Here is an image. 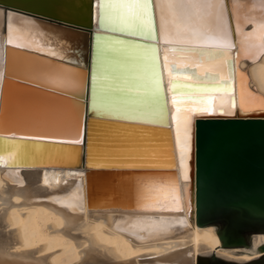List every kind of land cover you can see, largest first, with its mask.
I'll list each match as a JSON object with an SVG mask.
<instances>
[{"label":"bare ground","instance_id":"6f19581e","mask_svg":"<svg viewBox=\"0 0 264 264\" xmlns=\"http://www.w3.org/2000/svg\"><path fill=\"white\" fill-rule=\"evenodd\" d=\"M92 1L95 17L96 0ZM75 2L82 6L81 0ZM224 7L225 26L234 45L230 49L204 47L187 54L171 51L184 45L165 43L163 37L167 35L171 40L177 39L176 23L180 21L174 20L166 5L158 7L156 0H153L151 14L153 37L128 38L131 35L119 36L115 33L116 36L107 35L110 38L97 41L103 51L112 53L114 68L121 72H113L119 76H103L98 84L103 87L98 90L104 91V88L107 93L103 95L111 98L109 92L112 89L108 87L116 85L113 83H124L123 88L134 90L141 88L134 85L137 83L154 86L151 80L155 79L158 96L153 89L137 90V95L139 92V98L144 99L143 95H147L148 100H153L148 105H159L158 97L163 91L166 113L160 105L159 108L145 107L148 112L141 113L138 107L108 104L111 101L108 99H95L91 113L104 118L142 124L158 123L161 127L166 125L168 138H162L166 131L163 128L121 123L126 126L120 127L117 122L96 120L102 123L97 124L99 127H108L104 129L106 139L98 140L114 139L123 143L110 145L104 142L92 147L95 153L91 155L101 157L88 160V165L93 166L90 173L94 195L88 204L83 196V169L79 159L75 163L76 150L69 145L74 144L71 141H79L75 144L80 149L83 107L82 101L76 97L78 74L74 70L10 51L7 62L13 76L42 84H48L52 77L59 86L57 89L64 90L66 94L6 79L1 100L0 134L66 144L48 143L62 145L60 150L56 147L42 148L43 165L21 164L17 160L29 154L36 155V145L47 143L9 138L0 145V264H194L197 255L211 252L239 262L263 253L259 247L264 245V234L252 235L248 245L237 250L216 248L218 241L214 227L195 225L192 214L188 216L187 213L194 119L229 117L234 112L237 117L264 114V54L258 49L259 32L241 45V41L245 40L242 33L252 30L249 21L256 24L264 22V6L259 0H224ZM109 9L106 21L109 24L118 22L126 13L119 7L112 9L109 6ZM162 14L167 21L164 32L161 30ZM4 26L7 41L11 39L15 43L32 44V36H38L43 42L46 37L54 43L58 42L53 52L55 55L76 58L75 52L70 53L75 49L69 51L74 47L64 42L75 40L78 32L11 12L6 13L5 19L0 13V32ZM193 26L199 27V23L194 22ZM91 30L99 31L94 23ZM201 32L203 35L212 34L211 29H202ZM41 49L47 48L43 46ZM185 75L190 77L185 80L187 82L183 81ZM209 77H215V84H196L198 81L214 82ZM170 84L184 87L170 88ZM126 88L123 90L129 98L124 95L125 99L119 97L120 100L133 99L134 94L127 92ZM225 88L230 91L225 92ZM198 94L203 96L181 97L185 104L182 111L176 112L173 96ZM209 95L215 99L208 112L194 114L188 111L192 107H202ZM230 95L232 98H229ZM140 113L147 116L138 117ZM174 115L177 120L173 119ZM185 120L189 121L187 126ZM177 121L180 145L177 144ZM163 140L167 144L162 143ZM60 156L62 162L72 159L77 166L55 165ZM120 156L127 158H113ZM104 162L123 164H117L119 169L101 171L99 167ZM100 172H106L104 178H99ZM110 181L112 184L108 185ZM103 184L107 185L108 191L103 192ZM110 189L111 192L115 190L116 202L113 205L109 203L113 196Z\"/></svg>","mask_w":264,"mask_h":264},{"label":"water","instance_id":"95a60500","mask_svg":"<svg viewBox=\"0 0 264 264\" xmlns=\"http://www.w3.org/2000/svg\"><path fill=\"white\" fill-rule=\"evenodd\" d=\"M81 1L82 6L75 1L70 5H64L54 0H0V13L4 16V19L6 13L11 12L43 20L47 23L78 32L75 40L71 39L69 42H64L72 46V48L74 47L73 49H69V51L75 49L70 52H75L76 58L73 59L65 55L50 54L54 52V48L58 42L54 43V40L47 39L46 37L43 42L40 41L38 36L34 35L30 40L32 44H25L20 41L16 43L12 42L9 45L6 39L5 26L3 27V30L0 32V111L3 85L6 79L16 80L21 84L30 83L36 88L60 95L62 93L66 94L64 90L57 89L59 86L52 77L49 78L48 84H42L13 76L7 62V56L10 51H17L26 57L41 59L70 71L74 70L78 74L77 81L79 85L77 84L76 97L82 101L83 107L80 128V149H78V145L75 143L68 144L76 150L75 163L79 159L80 166L83 169L81 176L83 196L85 203L88 204L89 199L94 196L92 194V174L90 173L93 166L88 165V160L90 158L101 157L91 155L95 153L92 151V147H94V144L104 142L110 145L113 143H123L122 141L116 142L114 139L113 141L98 140L106 139L105 134L107 132L104 129H108V127H104V129L103 127H99L97 124L102 123L96 120L117 122L120 127L126 126L121 124H138L163 128L166 130L162 136L164 139L168 138V135L165 134L168 132V128L166 125L161 127L158 123L142 124L118 118H104L91 113L92 102L95 99L101 101L108 99V96L103 95L107 93V90L104 88L102 89L104 91L98 90L100 87H103L98 84L101 83V80L105 76H119V74H113V72L121 73L116 71L117 67L114 68L116 65L112 62V53H108L106 50L103 51L102 47L97 45V41L101 38H110L108 36L115 33H119V36L131 35L128 38H147V36H137L129 32L113 30L112 27L102 26L98 0H96L95 5V17H93V1ZM93 23L99 31L91 30ZM97 34H102L103 36H96ZM17 45H24V47H18ZM43 46L48 50H38ZM101 56L105 58L100 59ZM100 60L103 62L100 63ZM110 68H114L115 70H111ZM196 84H215V82L198 81ZM108 88L112 89L109 92L112 96L109 97L115 100L117 98V100H120V98L125 99V96L129 98V94L123 90L124 88H121L122 90L120 91L115 87ZM176 96L181 98L188 96L201 97L203 95ZM229 98H232V95ZM158 99L159 105L163 109L162 111L166 113L163 91H161ZM9 138L47 143L36 145L38 147L36 155L29 154L18 159L17 162L21 164L29 162L35 165H43L44 156L42 155V148L52 149L56 147L60 150L62 145H48V143L66 144L55 140L24 138L22 136L8 137L0 134V145L4 144V140ZM107 138L112 139V137ZM154 142L148 141V143ZM162 143L167 144V141L163 140ZM191 157L192 162L189 160V166L192 167V175L188 187L189 204L187 213L188 216L192 214L195 225L214 227V233L218 241L216 248L237 250L247 246L252 235L264 234V114L237 117L234 112L229 117L194 119L193 153L192 155L190 154V159ZM103 158H112V156H104ZM113 158H127V156ZM167 159L169 160L170 157H167ZM62 161L63 158L60 156L57 163ZM57 163L55 165L77 166L72 159H68L60 164ZM117 164L121 165L123 163L104 162L99 169L101 171L119 169L120 166ZM131 169H140V167H131ZM103 174H106V172H100L99 178H103ZM95 175L97 177V174ZM106 190L108 191L109 188H106L103 192ZM114 193L115 190L112 189L111 195L113 196L109 200L110 205L116 202ZM259 249L263 252L261 255L246 261L239 262L224 259L211 252L208 255H197L194 264H264V245H260Z\"/></svg>","mask_w":264,"mask_h":264},{"label":"snow or ice","instance_id":"6c2138e0","mask_svg":"<svg viewBox=\"0 0 264 264\" xmlns=\"http://www.w3.org/2000/svg\"><path fill=\"white\" fill-rule=\"evenodd\" d=\"M236 2V0H233ZM259 3L264 6V0H259ZM153 0H98V7L100 13V19L102 26L112 27L113 30H119L129 32L135 35L153 37L151 28V14H152ZM157 6L166 5L169 13L174 17L176 23L178 37L175 40H171L167 35L163 37L165 43H175L184 45L183 47L173 48L171 51L180 54H187L196 51L199 48L213 47L217 49H230L234 47L233 43L229 38L228 29L225 26L226 20V9L224 7V0H156ZM219 5V7H217ZM111 6L112 9L119 7L120 9L126 10V13L122 14L118 22L112 21L110 24L107 23L108 9ZM213 17L214 19H208ZM161 30H166V18L162 14L161 17ZM194 22L199 23V27H194ZM252 24V30L247 33H242L245 40L241 41V45L245 44V41L254 37L259 32V44L258 49L261 54H264V22L256 24L249 21ZM202 29H211V35H203ZM181 33H190L191 35H182ZM7 43L12 44V40L8 39ZM18 47H24V45H17ZM147 47V46H145ZM42 51L43 49H38ZM55 55V53H50ZM208 55V53H205ZM198 66V65H188ZM203 75V72L201 73ZM184 80L190 79L189 76H183ZM209 79L215 82V77H209ZM184 87L181 84H170V88ZM206 91H216V89H206ZM225 92H229L230 89L225 88ZM215 97L209 95L205 98L202 107H192L188 111L192 113H206L212 106ZM173 106L176 112L182 111L185 101L173 96ZM174 120L177 117L173 116ZM189 121L185 120V125ZM187 130V127H186ZM177 144L181 143V134L179 121H177ZM78 143L79 141H71ZM183 148L181 149V166L183 167L184 155Z\"/></svg>","mask_w":264,"mask_h":264},{"label":"rangeland","instance_id":"374dc122","mask_svg":"<svg viewBox=\"0 0 264 264\" xmlns=\"http://www.w3.org/2000/svg\"><path fill=\"white\" fill-rule=\"evenodd\" d=\"M54 1H56V2H58V3H61V4H64V5H70V4H72V3H74V1L75 0H54ZM144 75H146V74H143V76ZM155 75V74H154ZM153 75V76H154ZM130 76V75H129ZM143 76H141V77H143ZM154 77H156V76H154ZM140 79H142V78H140ZM145 80V79H144ZM148 80V79H147ZM156 80L154 79V80H151V85H154V86H150V87H146L147 86V84H145V82L143 83V84H140V83H137V84H134L136 87L137 86H141V88H134V90H133V88H126V87H124V88H126L127 90V92H130V93H132V94H134L133 95V99H130V100H128V99H126V100H121V101H119V100H115V99H113V98H108V101L109 100H111V101H109L108 102V104H117V105H115V106H123V104L124 105H127V106H129V107H132V108H137L138 107V110H140V112L142 113V112H148V110H144V108L145 107H147V108H153V107H157V108H159L160 106L159 105H153V104H151V105H148V104H150V103H152L153 102V100H148L147 99V95H143L144 97V99H141V98H139L141 95H140V93L138 92V95H137V90H141V89H153L154 91H155V96H158V92L156 91V88H157V84H155L154 82H155ZM113 84H116L115 86H113V87H115V88H117V89H121V88H123V86H124V83H119L118 84V82H116V83H113ZM131 85V84H130ZM133 85V86H134ZM136 89V90H135ZM152 90V91H153ZM136 94H135V93ZM142 94V93H141ZM139 96V97H138ZM137 99H139V101L137 100ZM119 101V102H118ZM130 101V102H129ZM142 103H141V102ZM104 102H106V101H104ZM128 102V103H127ZM134 103H136V104H134ZM114 106V105H113ZM141 106H143L142 108H141ZM159 106V107H158ZM101 109H102V107H101ZM247 111H249V109L247 110ZM139 114V115H137L138 117L139 116H147V115H145V114ZM117 114V113H116ZM122 114V113H121ZM129 114H131V113H129ZM138 114V113H137ZM134 116V115H133ZM157 119V118H156ZM163 134V133H162ZM116 142H121V141H116ZM160 149V148H159ZM103 178H104V176H103ZM110 184H112V181H110V183H108V185H110ZM101 188H102V190H104V188L106 189L107 188V185L106 184H103V185H101Z\"/></svg>","mask_w":264,"mask_h":264}]
</instances>
